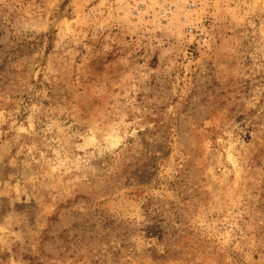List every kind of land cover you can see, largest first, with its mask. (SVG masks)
<instances>
[{
    "label": "rangeland",
    "instance_id": "1",
    "mask_svg": "<svg viewBox=\"0 0 264 264\" xmlns=\"http://www.w3.org/2000/svg\"><path fill=\"white\" fill-rule=\"evenodd\" d=\"M0 264H264V0H0Z\"/></svg>",
    "mask_w": 264,
    "mask_h": 264
}]
</instances>
